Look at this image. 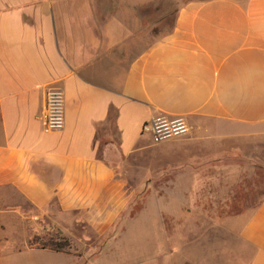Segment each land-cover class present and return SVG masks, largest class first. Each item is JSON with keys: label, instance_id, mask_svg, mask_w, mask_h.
Instances as JSON below:
<instances>
[{"label": "crops", "instance_id": "0c3cea01", "mask_svg": "<svg viewBox=\"0 0 264 264\" xmlns=\"http://www.w3.org/2000/svg\"><path fill=\"white\" fill-rule=\"evenodd\" d=\"M153 3L0 0V264L63 254L28 246L48 220L111 226L126 202L117 172L146 150L153 116L186 119L192 140L176 143L264 137V0H187L144 40L137 12ZM51 89L65 126L45 134ZM238 219L241 264H264V199Z\"/></svg>", "mask_w": 264, "mask_h": 264}, {"label": "rangeland", "instance_id": "374dc122", "mask_svg": "<svg viewBox=\"0 0 264 264\" xmlns=\"http://www.w3.org/2000/svg\"><path fill=\"white\" fill-rule=\"evenodd\" d=\"M153 1L137 12L144 40L168 33L187 0ZM194 140L148 141L146 150L128 157L117 172L126 202L111 226L48 220L38 237L61 245L63 254L31 258L36 252L29 251L9 264H241L238 218L264 199V137L201 133Z\"/></svg>", "mask_w": 264, "mask_h": 264}, {"label": "built area", "instance_id": "2783aa9c", "mask_svg": "<svg viewBox=\"0 0 264 264\" xmlns=\"http://www.w3.org/2000/svg\"><path fill=\"white\" fill-rule=\"evenodd\" d=\"M40 121L45 134L58 133L64 129L65 105L61 90L51 89L46 93ZM191 130L184 117H168L164 114L153 116L141 127V133L148 136L152 144L183 138L189 135Z\"/></svg>", "mask_w": 264, "mask_h": 264}, {"label": "trees", "instance_id": "16d2710c", "mask_svg": "<svg viewBox=\"0 0 264 264\" xmlns=\"http://www.w3.org/2000/svg\"><path fill=\"white\" fill-rule=\"evenodd\" d=\"M204 1V0H203ZM28 246L30 248H42V249H50L53 251H60L61 245H54L48 242H44L38 235H32L28 240Z\"/></svg>", "mask_w": 264, "mask_h": 264}]
</instances>
